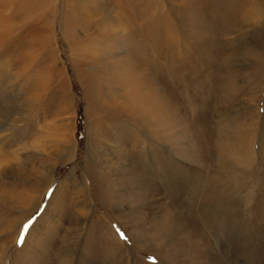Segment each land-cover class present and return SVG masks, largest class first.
Segmentation results:
<instances>
[{"label":"rangeland","instance_id":"obj_1","mask_svg":"<svg viewBox=\"0 0 264 264\" xmlns=\"http://www.w3.org/2000/svg\"><path fill=\"white\" fill-rule=\"evenodd\" d=\"M0 264H264V0H0Z\"/></svg>","mask_w":264,"mask_h":264},{"label":"bare ground","instance_id":"obj_2","mask_svg":"<svg viewBox=\"0 0 264 264\" xmlns=\"http://www.w3.org/2000/svg\"><path fill=\"white\" fill-rule=\"evenodd\" d=\"M131 7V6H130ZM126 9V8H125ZM131 10H132V8H131ZM239 11V10H238ZM130 12V11H129ZM142 29V28H141ZM142 35V34H141ZM146 41V40H145ZM149 42V41H148ZM147 43V42H146ZM145 43V44H146ZM139 45H141V44H139ZM145 46H147V45H145ZM150 47V46H149ZM151 95V94H150ZM146 96H148V93H147V95ZM156 97H157V95H156ZM201 136V135H200ZM200 142H201V140H200ZM208 146V145H207ZM253 161V160H252ZM234 163V162H233ZM238 165H242V166H245L246 164L247 165H249V167L250 166H252L251 165V163H250V158H245V160L243 159V157H240L239 159H238ZM239 176V175H238ZM235 178H236V176H235ZM240 178V177H239ZM243 180V179H242ZM242 180H240V181H242ZM250 181V180H249ZM197 182L195 181V184H196ZM206 183H208L209 185H213V183H211L209 180L208 181H206ZM244 183V182H243ZM246 183V182H245ZM249 183V182H248ZM204 189V185H202V184H199V185H197L196 187H195V189H194V191H193V195H191V199L192 200H196V195L198 194V193H200L202 190ZM213 189V188H212ZM207 192H208V201L210 202V200H211V198H213V190L211 191L212 192V195H210L211 194V192H210V190L209 189H207ZM220 193V192H219ZM228 193V192H227ZM216 195V194H215ZM227 195V194H226ZM250 198V197H249ZM201 201V200H200ZM203 201V200H202ZM206 202V201H205ZM211 203V202H210ZM217 203V202H216ZM201 204H203V203H201ZM212 204V203H211ZM185 206V205H184ZM196 207V206H195ZM212 208V207H211ZM197 214V211L195 210V215ZM214 213H209V216L210 215H213ZM171 215V214H170ZM194 215V216H195ZM208 215V214H207ZM170 217V216H169ZM205 217H207V216H205ZM193 220H195V219H193ZM174 221V219L172 218V220H170V219H166V223H168V225L169 224H171L172 222ZM198 221V220H197ZM165 222V221H164ZM190 223V222H189ZM159 224V223H158ZM165 224H162L161 223V226H162V228H163V226H164ZM167 225V224H166ZM158 227V226H157ZM166 228V227H165ZM172 229V228H171ZM170 230V229H169ZM191 231H193V230H191ZM189 234V233H188ZM191 235V234H190ZM195 235V234H194ZM193 235V236H194ZM192 237V236H191ZM110 241V240H109ZM106 242H108V241H106ZM111 243V242H110ZM109 243V244H110ZM113 243V242H112ZM115 243V242H114ZM114 247V246H113ZM250 252V251H249Z\"/></svg>","mask_w":264,"mask_h":264},{"label":"snow or ice","instance_id":"obj_3","mask_svg":"<svg viewBox=\"0 0 264 264\" xmlns=\"http://www.w3.org/2000/svg\"><path fill=\"white\" fill-rule=\"evenodd\" d=\"M27 228V226H25V229ZM120 238L121 239H126V237L123 234H120Z\"/></svg>","mask_w":264,"mask_h":264},{"label":"trees","instance_id":"obj_4","mask_svg":"<svg viewBox=\"0 0 264 264\" xmlns=\"http://www.w3.org/2000/svg\"><path fill=\"white\" fill-rule=\"evenodd\" d=\"M79 135L81 136V133Z\"/></svg>","mask_w":264,"mask_h":264}]
</instances>
